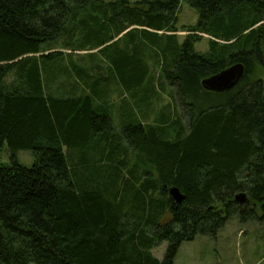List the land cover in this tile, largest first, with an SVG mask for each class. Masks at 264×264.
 I'll use <instances>...</instances> for the list:
<instances>
[{
	"label": "trees",
	"instance_id": "obj_1",
	"mask_svg": "<svg viewBox=\"0 0 264 264\" xmlns=\"http://www.w3.org/2000/svg\"><path fill=\"white\" fill-rule=\"evenodd\" d=\"M185 1L199 17L179 42L181 0H0V264H175L237 191L264 208V0ZM237 62L233 88L203 87Z\"/></svg>",
	"mask_w": 264,
	"mask_h": 264
},
{
	"label": "rangeland",
	"instance_id": "obj_2",
	"mask_svg": "<svg viewBox=\"0 0 264 264\" xmlns=\"http://www.w3.org/2000/svg\"><path fill=\"white\" fill-rule=\"evenodd\" d=\"M105 2L115 0H104ZM136 1V0H132ZM181 6L177 13V26H189L197 23L199 12L196 8L190 6L185 0H181ZM127 31V30H126ZM125 31V32H126ZM187 35V31L180 28L177 31L178 41L182 42ZM196 41L195 48L199 51L208 50L207 34H201ZM148 62L149 58L157 62L161 60L158 53L146 49ZM78 53V52H77ZM85 53L84 51L82 54ZM78 55H80L78 53ZM77 57V56H76ZM101 60V59H98ZM152 66L153 73L161 74L159 65ZM161 64V63H160ZM161 76V75H160ZM166 91L161 94L164 102L170 101L173 103L177 112L183 116L187 125L191 122L190 108L184 106L180 96L177 94V89L173 86L172 81L163 79ZM55 90V88H52ZM119 99V95L114 92V98ZM159 105V104H158ZM13 152L10 147L5 144L0 149V163H12ZM15 158L25 166H32L35 162V155L32 150H18ZM246 191L241 190L237 193ZM248 195L246 194V197ZM255 205V206H253ZM238 206V205H237ZM167 242L164 241L153 249V253L158 258L162 259L165 253ZM36 264V263H32ZM175 264H264V208L257 205L255 202L248 204V208L238 209L227 219L223 226L218 228L215 233H197L191 240H184L180 245L175 257Z\"/></svg>",
	"mask_w": 264,
	"mask_h": 264
},
{
	"label": "water",
	"instance_id": "obj_3",
	"mask_svg": "<svg viewBox=\"0 0 264 264\" xmlns=\"http://www.w3.org/2000/svg\"><path fill=\"white\" fill-rule=\"evenodd\" d=\"M245 72V65L243 62H237L231 66L226 67L217 74L204 78L202 85L205 89L214 92H223L233 88L242 78ZM169 195L174 200L181 202L185 195L176 186L169 188ZM235 199L239 204H243L246 200V193L240 192L235 195Z\"/></svg>",
	"mask_w": 264,
	"mask_h": 264
},
{
	"label": "flooded vegetation",
	"instance_id": "obj_4",
	"mask_svg": "<svg viewBox=\"0 0 264 264\" xmlns=\"http://www.w3.org/2000/svg\"><path fill=\"white\" fill-rule=\"evenodd\" d=\"M248 204H251V201L248 199V197H246V200L243 204H238L237 208L241 209V208H248ZM255 206V205H253Z\"/></svg>",
	"mask_w": 264,
	"mask_h": 264
},
{
	"label": "crops",
	"instance_id": "obj_5",
	"mask_svg": "<svg viewBox=\"0 0 264 264\" xmlns=\"http://www.w3.org/2000/svg\"><path fill=\"white\" fill-rule=\"evenodd\" d=\"M83 51H81V52H79V53H82ZM67 83H68V80H67ZM74 81L73 80H71L68 84H67V86H66V88L67 89H69L70 91L72 90V86L74 85ZM79 90H80V88H78ZM120 98V97H119ZM113 100H116V102H118V97H117V99L116 98H114ZM115 102V103H116Z\"/></svg>",
	"mask_w": 264,
	"mask_h": 264
}]
</instances>
